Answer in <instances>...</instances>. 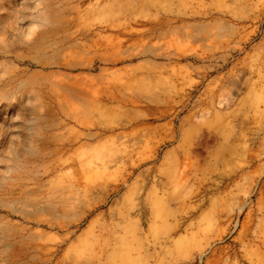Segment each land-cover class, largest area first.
Masks as SVG:
<instances>
[{"label": "rangeland", "instance_id": "rangeland-1", "mask_svg": "<svg viewBox=\"0 0 264 264\" xmlns=\"http://www.w3.org/2000/svg\"><path fill=\"white\" fill-rule=\"evenodd\" d=\"M0 264H264V0H0Z\"/></svg>", "mask_w": 264, "mask_h": 264}]
</instances>
